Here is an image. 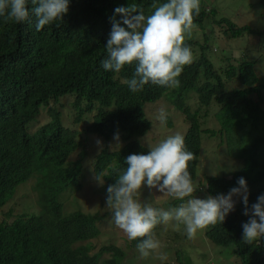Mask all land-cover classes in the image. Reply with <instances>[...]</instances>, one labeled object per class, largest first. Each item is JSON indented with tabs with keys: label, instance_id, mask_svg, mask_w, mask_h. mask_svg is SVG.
Listing matches in <instances>:
<instances>
[{
	"label": "trees",
	"instance_id": "trees-1",
	"mask_svg": "<svg viewBox=\"0 0 264 264\" xmlns=\"http://www.w3.org/2000/svg\"><path fill=\"white\" fill-rule=\"evenodd\" d=\"M209 1L213 7L200 0L199 16L194 15L201 42L193 40L192 34L185 40L198 54L184 66L179 86L149 83L139 92L124 83L134 75L135 64L119 73L102 66L111 18L116 15L120 20L114 10L132 4L147 16L154 12L153 4L168 0H70L60 26L46 25L40 31L34 15L23 23L0 16V264H122L120 248L111 252L105 239L97 241L103 214L77 205L79 188L93 181L94 173L105 174L103 186L94 180L93 190L105 202L107 187L127 168L125 158L147 154L149 139L159 136L145 138L157 127L161 108L167 112L168 127L174 117L186 123L182 135L186 150L195 156L189 162L193 182L201 136L215 132L208 126L210 119L216 121L229 148H236L238 169L227 177L205 173L203 183L197 181L207 195L229 192L238 186L239 177L247 181L248 207L264 194V76L253 67L263 61L264 50L253 60L231 61L226 56L223 70L218 71L205 54L213 34L202 30L210 19L224 43L246 37L242 45L264 46V28L239 25L232 15L216 18L217 8ZM237 2L239 6L244 0ZM254 3L264 14V0ZM28 7L31 12V2ZM121 26L127 27L122 20ZM259 70L264 74V69ZM64 98H68L69 114L60 109ZM44 114V121L30 131ZM63 114L72 115L67 125ZM117 132L120 146L110 148ZM244 207L242 199L237 200L223 224L205 229L206 241L216 251L229 249L231 264H264V240L258 245L243 242L242 224L249 219ZM108 251L109 256L104 253Z\"/></svg>",
	"mask_w": 264,
	"mask_h": 264
},
{
	"label": "clouds",
	"instance_id": "clouds-1",
	"mask_svg": "<svg viewBox=\"0 0 264 264\" xmlns=\"http://www.w3.org/2000/svg\"><path fill=\"white\" fill-rule=\"evenodd\" d=\"M29 2L33 5L31 12ZM69 2L0 0V16L15 23H23L34 15L36 30L40 31L46 25L55 24L59 27L69 12ZM152 7L154 12L147 16L135 4L114 10L121 19H116V15L111 18L112 30L105 45L107 58L101 61L105 70L115 73H119L126 65L135 64L134 75L124 81L133 92L142 91L149 83L168 88L178 87V77L184 66L192 64L195 59L185 40L196 27L194 15L199 16L200 0H168L159 6L153 4ZM121 20L127 27L121 26ZM158 119L161 123L167 122L165 109L159 110ZM113 140L115 145L120 146L118 132L114 134ZM97 144L102 145V142L97 140ZM149 149L147 154L134 153L125 158L127 168L114 184L107 187L104 206L112 213L115 225L126 235L127 247L132 249L134 257L138 249L143 257L156 253L158 259L167 260V255L160 251L163 247L161 241L155 238L154 229L157 225L175 221L177 229L179 224L185 225L187 237L195 239L198 231L224 223L229 212L234 210L236 200L233 197L242 199L245 206L243 214L249 217L242 224L243 242L258 245L264 240V194H260L257 201L248 207L249 189L244 177H239L238 186L232 187L227 194L199 198L193 195L197 188L189 172V162L195 156L186 150L182 134L171 135L155 147L149 146ZM105 176L103 173H94L93 179L98 186H103ZM145 186L181 201L188 199L171 210L144 205L137 199V194ZM105 240L112 252L116 247L107 238ZM111 252L104 253L109 256ZM121 252V262L124 263L122 249Z\"/></svg>",
	"mask_w": 264,
	"mask_h": 264
},
{
	"label": "rangeland",
	"instance_id": "rangeland-1",
	"mask_svg": "<svg viewBox=\"0 0 264 264\" xmlns=\"http://www.w3.org/2000/svg\"><path fill=\"white\" fill-rule=\"evenodd\" d=\"M213 1L217 8L216 18L221 16L230 17L232 15L234 16L235 22L239 25L248 23L259 28H264V14L259 10L257 5L254 3V0H244L242 4H239V6L237 1L241 0ZM248 2L252 3L253 6L248 7ZM206 7H213L209 0H206ZM202 30L204 33H207V35L210 34L211 30L213 34V36L209 38L210 44L208 45V43H206L207 49L205 50V54L212 62L213 68L218 71L223 70V66L226 63V56L231 61L241 59L242 57L245 59L250 57L253 60L254 57H257L263 52L262 50H264L263 45H242V41H247L246 37L229 38L228 41L224 43V36L222 34H218L220 29L216 27L214 23H211L210 19H206L204 21ZM201 33L200 28L195 27L192 32V39L201 42ZM197 54L198 51L195 47V52L193 54L194 57H196ZM262 60L263 61L255 62L253 67H255L254 69L259 75L264 76V74L259 70L264 69V52L262 53ZM70 99L71 98L69 97V100ZM61 102L63 104V107L60 108L61 112L68 113L70 109V106L68 107L69 103L67 104L68 98H64ZM151 108L152 106L149 105L148 110H151ZM153 112H157V108L150 111L149 114H152ZM45 116L46 115L44 114L42 117L38 118V122L34 123L33 126H30L29 130L32 131L36 125L42 123ZM71 117V114L67 117L66 114H63L62 122L65 125L69 124ZM210 120L211 122L208 126L209 128H213L215 132L213 136L203 134L201 136L202 151L197 163L195 176L196 182H193L194 186L197 188V192L193 195H196L199 198H206L208 196L203 190L204 186L202 184L201 186L197 185V181L203 183L205 173H207V175L227 177L233 171L238 169L241 164L236 148H229L230 145L227 143V138L225 139L224 135H222V133H218L217 131L218 125L216 121L213 120V118ZM156 126L157 127L149 130L146 134L145 138L156 137L157 133H159L158 137L149 139L147 144L148 149L149 146L155 147L162 140L171 135L176 133L183 134L186 129V123L182 119L178 122L175 117L173 124L170 127L160 121L156 123ZM97 140L100 139H94L96 144ZM115 143L116 142L112 139L110 145L108 146L111 148V146ZM227 151L230 152L227 153ZM80 186V197H78L77 202H75L77 205H81L83 211L103 214L102 218L98 222L100 233L98 234L97 241L103 243L104 239L107 238L108 242L112 243V246H115L117 249L120 247L124 255V259H122L124 263L122 264H231L233 262V257L231 256L229 249L223 250V248L220 247V249L216 251L217 249L212 246L210 242L206 241L207 238L204 236L203 230L198 231L195 239H189L186 234L185 225L179 224L177 229L175 226L177 222L175 221H172L167 225H157L154 229L155 238L161 241L163 245L160 251L167 255V260L162 261L158 259L156 253H150L148 257H143L138 249H136L134 257L132 249L127 247L128 239L126 235L115 225L112 213L104 207L105 202L101 201L97 197V193H93V190H96V182L94 180L87 181L82 183ZM172 198L173 197L163 195L157 189L149 190L147 186L141 189V191L137 194V199L142 204L151 205L154 208L163 210H171L179 207L180 204L186 202L188 199L185 198L184 201L176 200L174 203L169 204L167 201L172 200ZM68 199H70V197H68ZM233 199L237 201L240 198L233 197ZM202 236H204L205 239H203ZM128 257H130L129 260H127Z\"/></svg>",
	"mask_w": 264,
	"mask_h": 264
},
{
	"label": "crops",
	"instance_id": "crops-1",
	"mask_svg": "<svg viewBox=\"0 0 264 264\" xmlns=\"http://www.w3.org/2000/svg\"><path fill=\"white\" fill-rule=\"evenodd\" d=\"M203 231L205 232V230H203ZM204 236H205V235H204ZM204 236H203V239H205Z\"/></svg>",
	"mask_w": 264,
	"mask_h": 264
}]
</instances>
